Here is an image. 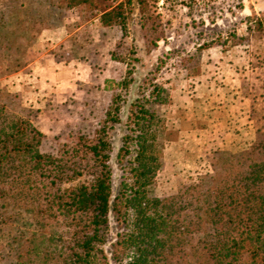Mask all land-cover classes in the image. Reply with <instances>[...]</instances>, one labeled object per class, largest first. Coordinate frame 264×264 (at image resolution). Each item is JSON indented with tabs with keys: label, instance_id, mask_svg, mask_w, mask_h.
Instances as JSON below:
<instances>
[{
	"label": "rangeland",
	"instance_id": "374dc122",
	"mask_svg": "<svg viewBox=\"0 0 264 264\" xmlns=\"http://www.w3.org/2000/svg\"><path fill=\"white\" fill-rule=\"evenodd\" d=\"M14 4L0 0L6 30L20 34L15 50L0 53V105L29 118L44 133L41 149L48 153L106 125L114 195L131 176L119 161L129 116L155 84L167 100L147 103L161 120L151 127L159 126L162 162L150 186L154 197L221 172L264 133V0H133L126 34L84 7ZM43 13L49 21L34 24ZM127 78L128 86L120 85ZM112 106L119 121L107 117ZM34 229V221L0 200V264H21V240ZM126 230L111 212L103 264H125L113 245Z\"/></svg>",
	"mask_w": 264,
	"mask_h": 264
},
{
	"label": "trees",
	"instance_id": "16d2710c",
	"mask_svg": "<svg viewBox=\"0 0 264 264\" xmlns=\"http://www.w3.org/2000/svg\"><path fill=\"white\" fill-rule=\"evenodd\" d=\"M44 1L59 9L92 10L102 25L119 26L124 34L127 7L133 3ZM36 19V25L49 21L44 13ZM8 24L0 9V53L15 50L20 38L16 29L6 30ZM128 79L120 85L127 87ZM150 93L139 98L129 116L119 161L131 176L123 177L115 195L106 125L94 136L76 135L57 153H48L41 149L44 133L0 105V200L22 211L35 227L21 240L19 263L103 264L102 244L113 212L127 226L113 245L120 263L264 264V133L250 151L223 163L221 172L178 194L154 197L150 186L162 162L159 126L151 127L161 120L147 103L165 102L167 92L155 84ZM112 109L108 119L119 121V107ZM86 173L88 180L64 186Z\"/></svg>",
	"mask_w": 264,
	"mask_h": 264
},
{
	"label": "crops",
	"instance_id": "0c3cea01",
	"mask_svg": "<svg viewBox=\"0 0 264 264\" xmlns=\"http://www.w3.org/2000/svg\"><path fill=\"white\" fill-rule=\"evenodd\" d=\"M99 22H100V20H99ZM55 84H58V83H55Z\"/></svg>",
	"mask_w": 264,
	"mask_h": 264
}]
</instances>
